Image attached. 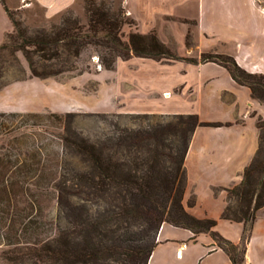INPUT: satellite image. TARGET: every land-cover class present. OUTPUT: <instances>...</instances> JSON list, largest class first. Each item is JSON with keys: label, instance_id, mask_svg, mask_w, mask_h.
<instances>
[{"label": "trees", "instance_id": "16d2710c", "mask_svg": "<svg viewBox=\"0 0 264 264\" xmlns=\"http://www.w3.org/2000/svg\"><path fill=\"white\" fill-rule=\"evenodd\" d=\"M0 4L14 26L6 41L0 44V88L8 83L5 73L15 67L13 60L17 62L15 53L18 51L27 60L30 74L44 78L77 70L80 54L93 48L98 62L106 69L113 68L118 58L127 59L131 55L192 63L214 61L224 66L236 82L248 86L251 97L264 104V73L246 70L231 54L203 51L199 57L181 56L154 31H132L124 40L122 26L132 19L127 21L123 7L114 10L103 1L85 0L86 25L70 15H63L59 23L52 24L49 29H36L29 34L15 17L16 10L7 7L5 0H0ZM189 36L190 30L187 32ZM18 70L22 73H16L15 79L23 78V70ZM50 114L63 119L68 126L70 120L67 118L75 115L72 112ZM0 115H17L27 121L45 113L0 112ZM137 115L150 117L155 113ZM172 116L176 119L149 121L141 127H119L116 124L110 133L97 140H90L72 130L71 135L63 136L65 147L79 156L80 167L67 177L60 175L57 180L42 168L33 181L40 188L54 187L58 208L54 234L22 240L17 232H36L41 225L39 217L26 215L20 227L10 221L7 231L3 233L0 228V245L10 246L0 252L1 261L19 264H147L161 224L169 222L190 229L193 235L209 233L233 264H244L251 228L258 211L264 206V158H260L264 118L256 117L259 143L243 169L241 180L229 187H214V191L223 188L227 192L220 217L244 223L240 241L233 242L215 229L216 218H199L186 209L183 203L187 180L184 158L196 126L230 125L238 121L203 120L195 112L172 113ZM35 149L38 151L40 147L37 145ZM35 164L37 170L39 166ZM16 181V177L5 179L1 187L8 190ZM40 193L37 190L35 196ZM194 203L195 197L191 196L188 204ZM0 204L6 206L5 200ZM8 211L6 208L3 213L8 214Z\"/></svg>", "mask_w": 264, "mask_h": 264}, {"label": "rangeland", "instance_id": "374dc122", "mask_svg": "<svg viewBox=\"0 0 264 264\" xmlns=\"http://www.w3.org/2000/svg\"><path fill=\"white\" fill-rule=\"evenodd\" d=\"M5 1L7 7L16 10L15 17L27 28L29 34L36 29H49L52 24L59 23L63 15H70L79 23L87 24L85 0H75L52 16H47L42 6L30 0ZM96 1H103L114 10L123 7L127 21L132 19L122 26L124 40H127L128 34L132 31L142 33L154 31L181 56L196 57L201 51L219 50L218 47L201 50L198 46L200 43L195 36V17H187L195 13V0H164L160 5L162 8L159 6L153 8L154 3L148 1L145 3L146 10L139 0ZM13 29L10 18L0 4V44L6 41L7 34ZM234 47L235 45L229 44L220 48L224 49V52H231ZM15 54L17 62L14 60L13 62L17 68L12 67L5 73L8 83L0 88V110L6 113L40 112L45 115L27 121H23L17 115H0V201L6 202V206L0 204V228L4 233L9 229L7 225L10 221H14V224L20 227L26 215L38 216L41 225L36 232L31 234L25 233L24 230L17 233L22 240L30 236L31 238L38 236L41 239L54 234L53 227L58 208L54 198V187L35 186L33 183L35 175L43 168L57 180L60 175L69 176L81 164L79 156L65 147L63 136L71 135L74 131L90 140H97L110 133L116 124L119 127H141L149 121L175 120L173 112L162 110H165V107L190 108L185 101L177 103L166 100L172 90L177 89L176 76L182 77V73L172 72L171 64L185 60H157L131 55L127 59L118 58L113 68L106 69L98 62V55L94 49L88 48L80 54L76 62L77 70L60 76L41 78L30 74L27 60L20 51ZM18 68L23 70L24 75L23 78L15 79L16 73H22ZM68 112L75 114L67 118L70 120V126L65 124L63 119L50 114L65 115ZM137 113L155 115L146 117ZM261 132L263 148L260 158L263 159L264 128ZM37 145L40 147L38 151L35 149ZM35 163L39 166L37 170ZM10 177H16L17 181L8 190L2 188L1 183ZM37 190L41 193L35 196ZM32 201H35V204ZM5 207L9 210L8 214L3 213ZM263 212L264 207L257 215ZM259 228L254 230L252 236L250 232L251 239L249 237V259L252 264H264V234ZM9 247L1 244L0 252ZM1 264L19 262L4 260Z\"/></svg>", "mask_w": 264, "mask_h": 264}, {"label": "crops", "instance_id": "0c3cea01", "mask_svg": "<svg viewBox=\"0 0 264 264\" xmlns=\"http://www.w3.org/2000/svg\"><path fill=\"white\" fill-rule=\"evenodd\" d=\"M30 1L38 3L47 16H52L75 0ZM139 1L145 10L148 1L154 3L153 8H162L160 5L164 2ZM195 4V13L187 17H195L199 48L218 47V52L233 55L246 70L264 73V0H195ZM229 44L235 45L231 52L220 48ZM171 67L172 72L182 73V77L176 76L177 89L172 90L166 100L185 101L190 108L165 107L162 112H195L203 120L238 121L230 125H198L194 128L184 158L187 180L183 195V203L191 214L199 218H216L215 229L238 242L244 223L220 217L227 192L223 188L214 191V187H229L241 180L244 167L258 147L256 117L264 118V104L251 97L248 86L236 82L224 66L214 61H177ZM191 196L195 197L193 205L188 204ZM256 228L264 234V212L256 216L251 236ZM156 241L147 264H233L207 232L193 235L188 228L163 222ZM249 243L250 240L245 264H252Z\"/></svg>", "mask_w": 264, "mask_h": 264}]
</instances>
